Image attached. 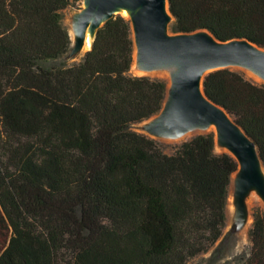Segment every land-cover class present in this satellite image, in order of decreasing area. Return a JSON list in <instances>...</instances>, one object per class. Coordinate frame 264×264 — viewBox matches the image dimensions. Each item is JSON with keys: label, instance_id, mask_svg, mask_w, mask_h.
<instances>
[{"label": "trees", "instance_id": "obj_1", "mask_svg": "<svg viewBox=\"0 0 264 264\" xmlns=\"http://www.w3.org/2000/svg\"><path fill=\"white\" fill-rule=\"evenodd\" d=\"M81 2L0 0V264H191L212 248L217 261L236 160L215 153L212 132L167 154L131 129L161 112L167 84L130 73L127 17L66 64L62 12ZM169 10L172 34L264 49V0H169ZM203 84L264 164V83L224 68ZM253 218L250 251L229 264H264V211Z\"/></svg>", "mask_w": 264, "mask_h": 264}, {"label": "water", "instance_id": "obj_2", "mask_svg": "<svg viewBox=\"0 0 264 264\" xmlns=\"http://www.w3.org/2000/svg\"><path fill=\"white\" fill-rule=\"evenodd\" d=\"M130 20L136 70L146 74L169 72L170 84L161 112L144 125L147 135L177 139L191 132L213 131L215 144L237 162L233 181L234 203L240 224L248 218L252 191L264 208V164L254 140L204 91L209 73L243 68L264 82V49L246 39L220 41L206 30L172 34L174 20L169 0H83L72 17V48L67 58L92 49L99 29L114 16ZM84 54V55H85Z\"/></svg>", "mask_w": 264, "mask_h": 264}, {"label": "rangeland", "instance_id": "obj_3", "mask_svg": "<svg viewBox=\"0 0 264 264\" xmlns=\"http://www.w3.org/2000/svg\"><path fill=\"white\" fill-rule=\"evenodd\" d=\"M83 7V3L81 2L80 5H77L76 7H68L62 12V23L64 27L69 31V33L72 32V17L73 15L80 11ZM81 8V9H78ZM125 16V14H120ZM117 16V15H116ZM126 17V16H125ZM85 51L82 52L80 55H77L72 58H67L66 56L63 58V60L66 62L68 66H72L75 64L80 63L83 60ZM234 70H237L241 72L245 78L248 80L257 83V84H263L264 82L259 78L256 77L255 75L251 74L250 72L246 71L243 68H237L234 67L232 68ZM164 73H167V77L161 76L159 73H153V74H146L144 72H140L136 70L135 65H132L130 73L133 75H147L152 78L160 79L166 82L167 86H169L170 81H169V72L168 71H161ZM148 121H143L141 123H137L132 125L131 129L139 132V133H145L144 131V125ZM213 131H196V132H191L183 137L177 138V139H172V138H156L161 144V148L163 151L167 154H172L174 153L178 147L185 141L192 139L193 137L200 135V134H209ZM146 134V133H145ZM223 149L219 147L218 145L215 144V153L216 154H221L227 151H222ZM236 173L232 175V180L235 179ZM248 207V218L245 223L240 224L237 219V214H236V206L234 203V189H233V181H231L229 185V194H228V199H227V204H226V222H225V227L223 230V237H225V240L223 241V246L221 250L220 256L216 257L217 261L212 258V254L214 251V248L209 250L207 253L201 254L195 259L192 260L191 264H221V263H232L235 261H238L240 257L244 256L246 253L250 251L251 248V241L249 239V230L252 226L253 223V212L257 209L260 208L264 211V208L262 207L261 203L250 206L247 203Z\"/></svg>", "mask_w": 264, "mask_h": 264}, {"label": "bare ground", "instance_id": "obj_4", "mask_svg": "<svg viewBox=\"0 0 264 264\" xmlns=\"http://www.w3.org/2000/svg\"><path fill=\"white\" fill-rule=\"evenodd\" d=\"M123 14H126L125 12ZM72 33V32H71ZM159 74L163 77H167V73H164V72H159ZM224 151H226L225 149H223ZM222 150V151H223ZM262 201H261V198L260 196L255 192V191H252L247 199V203L248 205L250 206H254V205H257V204H260Z\"/></svg>", "mask_w": 264, "mask_h": 264}]
</instances>
